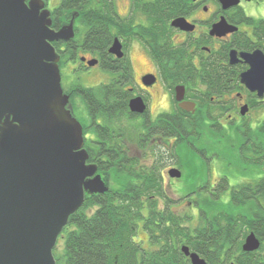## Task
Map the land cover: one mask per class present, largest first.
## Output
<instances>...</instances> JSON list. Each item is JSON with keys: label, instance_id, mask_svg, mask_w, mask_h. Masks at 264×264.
I'll list each match as a JSON object with an SVG mask.
<instances>
[{"label": "flooded vegetation", "instance_id": "flooded-vegetation-1", "mask_svg": "<svg viewBox=\"0 0 264 264\" xmlns=\"http://www.w3.org/2000/svg\"><path fill=\"white\" fill-rule=\"evenodd\" d=\"M30 1L26 0L28 4ZM34 2L40 7L39 13L49 19L48 27L54 33L62 29L69 31V27H72V38L51 41V44L60 57L62 86L70 96L68 108L75 116L78 104L68 92L78 82L67 80L68 84L64 87V74L89 71L95 67L109 73L106 82L94 88L109 86L110 113L119 116L125 123L111 126L109 133L120 140L123 136L127 139L122 142L124 144L109 146H103L98 140L99 143L94 147L98 154L91 164L97 166L96 175H101L109 186L110 190L106 193L114 190L117 182L113 178L114 171L106 168L105 164L108 167L112 163L134 160L138 167L155 166L158 169V179L165 195L152 197L158 198L159 207H170L176 214L177 200L183 199L196 202L205 198L229 202L232 193L236 192L238 195H252L255 201L261 200L264 168L255 162L262 159V141L258 133H262L264 124V96L250 91L242 83L241 75L251 68L244 54L256 51L264 54V18H257L247 12L248 7L261 6L264 0ZM179 18L189 23L188 28L174 24ZM219 24H222L221 34L214 32L215 26ZM102 32L106 34V47L92 44L99 41ZM116 44L119 49L112 51ZM136 49L141 52L140 59L135 58ZM91 60L96 61L95 65H89ZM180 85L185 86L184 101L196 103L195 113L180 107L176 98V88ZM79 98L83 103L81 108L84 109V116L89 119L87 123L91 121L93 127L99 129L103 120L98 116L93 119L85 101ZM135 98L142 99L144 112L131 110L130 103ZM243 106L248 108L245 115L241 113ZM257 110L261 111L254 118ZM180 115L206 122L209 134L196 136L191 146H177V135H173L174 131L165 121L177 122ZM214 123L218 127L238 125V136L234 139L237 143L229 148L236 150L232 154L233 158L238 159V164H245L243 170L248 171L238 178V183L232 184L230 180L234 166L239 169L238 164L227 161V174L221 172L219 163L227 156L213 145V130L210 127ZM138 126L141 128L139 131L134 129ZM137 135L140 136L141 144L131 141ZM102 151L108 154L104 155ZM190 156L196 167L192 170L186 168L187 157ZM249 164L253 167H247ZM215 168L218 170L216 175ZM177 170L181 173L180 177L172 173ZM176 181L180 183L176 194L169 193L167 186L176 187ZM184 182L185 186H181ZM222 182L224 187L220 188ZM177 192L180 199H177ZM142 198L146 199V196ZM165 201L172 204L168 205ZM145 210L149 212L147 208ZM145 223V220L141 221L135 240L145 248H152L149 228L144 226ZM251 232L255 233L249 231L247 236Z\"/></svg>", "mask_w": 264, "mask_h": 264}, {"label": "water", "instance_id": "water-1", "mask_svg": "<svg viewBox=\"0 0 264 264\" xmlns=\"http://www.w3.org/2000/svg\"><path fill=\"white\" fill-rule=\"evenodd\" d=\"M39 10L34 0H0V264H57L54 249L70 217L87 194L110 190L96 175L97 166L88 163L83 125L68 108L60 57L51 44L72 38V27L54 33ZM174 24L189 25L182 18ZM221 25L214 32L221 34ZM118 49L116 44L112 51ZM244 57L251 68L241 81L263 97L264 54ZM176 91L180 107L195 113L196 103L184 101L185 86ZM130 107L145 110L141 98ZM247 112L243 106L241 113ZM260 246L251 232L242 248L254 252ZM181 250L192 264H209L189 246Z\"/></svg>", "mask_w": 264, "mask_h": 264}, {"label": "trees", "instance_id": "trees-1", "mask_svg": "<svg viewBox=\"0 0 264 264\" xmlns=\"http://www.w3.org/2000/svg\"><path fill=\"white\" fill-rule=\"evenodd\" d=\"M105 36L102 32L99 41L91 43L105 46ZM108 91V85L94 88L78 82L68 92L72 99L80 96L85 101L93 119L98 116L103 120L99 129H95L91 121L82 122L89 163L94 162L98 154L94 149L98 140L103 146H109L124 144L122 142L127 139L123 136L120 140L109 133L111 126L125 123L110 113L111 94ZM189 118L182 115L177 122L165 121L174 131L173 135H177V146H191L193 138L206 135L207 123ZM215 127L219 128L216 123L210 128L214 130ZM134 129L139 131L141 128ZM261 132L264 134V124ZM131 141L141 144L139 135ZM261 144L262 159L255 164L264 168V142ZM112 164L108 167L105 164V167L114 171L116 188L105 194L86 195L84 204L70 217L59 237L63 245L57 244L54 249L57 264H192L181 250L183 245L199 253L209 264H264V185L260 190L261 200L255 201L252 195L233 192L229 209L219 208L212 215L202 208L197 209L199 218L192 225V214H176L170 207H159L158 198L152 197L165 195L155 166L141 168L134 160ZM223 187L222 182L220 188ZM211 201L213 203H206L216 206L214 203L218 201V206L225 202ZM165 203L172 204L170 201ZM142 220L149 228L152 248H145L135 240ZM249 231H255L261 240L260 248L254 252L242 249Z\"/></svg>", "mask_w": 264, "mask_h": 264}, {"label": "rangeland", "instance_id": "rangeland-1", "mask_svg": "<svg viewBox=\"0 0 264 264\" xmlns=\"http://www.w3.org/2000/svg\"><path fill=\"white\" fill-rule=\"evenodd\" d=\"M250 10V11H249ZM247 12H249L251 15L257 17V18H264V3L261 6H251L247 8ZM135 58L136 59H140L141 58V52L136 49L134 52ZM109 73L106 70H103L101 68H93L90 69L89 71H78L75 73H67L64 74V87L67 86L68 82H81L82 85L84 86H88V87H94L102 82H106V80L108 79ZM68 80V82H67ZM75 100L77 101L78 104V110H76L75 114L76 117L83 123H87L88 122V117L84 116V109L81 108V106H83L82 104V100L79 98V96L75 97ZM163 100L165 101V95L163 97ZM81 108V109H80ZM261 110H257L254 113V118H256L259 114ZM215 124V123H214ZM237 124H233V125H228V126H221L217 129V127L214 128L213 130V135H212V141H213V145L216 146L220 152L224 155L227 156V159H224L222 162L219 163L220 165V169L221 172H223L224 174H227L226 172V167H225V163L227 161L232 162L234 165H237L239 163L238 159L236 160L235 158H233L232 154L234 151V148H229L230 145H233V143H237L234 139L237 138ZM210 130V129H209ZM210 131H206L207 135L209 134ZM260 136L261 141L264 142V134L262 133H258ZM211 150H214L213 148H211ZM192 156L187 157L188 161L186 162V168H188L189 170H192L194 168H196L195 166H193V162H192ZM246 166L245 164L242 163L238 164V167L234 166V171L233 173L230 174V177L232 180V184L234 183H238V178L245 175L248 171H244L243 167ZM248 166H252V164L247 165ZM258 169V168H257ZM256 169V170H257ZM259 170V169H258ZM189 171L186 172V177H188ZM218 174V170L215 168V175ZM108 177V176H107ZM177 186L176 187H170L167 186L168 188V192L169 193H175L176 189H178L179 186V182L176 181ZM174 184V185H175ZM185 182L181 184V186H185ZM174 191V192H173ZM179 192H177V199H180V196L178 195ZM196 202L200 205L198 207V204H196ZM191 201L190 199H183V200H177V206H176V211L178 213H182V214H192V225H195L196 222L198 221V213H197V209H204L206 211H208L209 214H213L216 211L219 210V208H228L231 207L230 202L225 201V202H221L218 206L217 203H214L216 206H213L211 204V206L208 205V203L206 202H212L210 199L205 200V198H203L202 200L200 199L199 201ZM143 237V236H142ZM60 247H62L63 245V240L62 238H59L58 243H57Z\"/></svg>", "mask_w": 264, "mask_h": 264}]
</instances>
